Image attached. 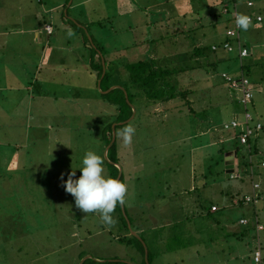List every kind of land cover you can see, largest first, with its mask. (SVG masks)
Returning <instances> with one entry per match:
<instances>
[{"label": "rangeland", "instance_id": "rangeland-1", "mask_svg": "<svg viewBox=\"0 0 264 264\" xmlns=\"http://www.w3.org/2000/svg\"><path fill=\"white\" fill-rule=\"evenodd\" d=\"M24 1L0 0V27L6 33L0 36V50L8 56L0 54V60L4 61L0 63V82L2 70H10L6 80L12 83L0 86V264H260L253 257L258 241L256 232L240 235L239 208L228 204L230 194L251 191L247 151L243 148L239 152L242 156L234 158L238 177L233 178L226 169L222 171L224 153L219 152L235 149L237 144L229 139L230 132H221L226 136L224 142L213 140L203 150L196 147L212 141V137L201 133L209 117L207 108L201 107L205 100L213 104L210 109L213 117L218 112L216 107L224 101L240 110L238 103L229 101L233 94L237 101L236 93L230 92L220 78L225 70L239 76L240 62L229 58L226 63L219 61L215 68L210 63L212 55L219 52H211L210 46L223 40L225 28L230 25L224 15L214 25L210 23L214 13H220V5L214 4V0H174L175 5H170L174 11L167 5L163 14L155 8L166 0H137V4L150 6L119 14L116 0H88L75 7H69L71 0L65 3L50 0L59 7L64 5L63 9L52 11L50 19L60 37L54 32L47 38L48 32L42 27L36 44L32 39L34 32L27 29L39 22L42 25L51 13L41 9H47L48 5L31 0L32 4H27L31 9L34 5L40 8V15L34 18L23 8ZM198 10L205 12L200 14L204 17L199 20L196 15L193 21L190 11ZM178 11L187 12V18L180 20L179 25L181 30L188 27L185 34L188 37L178 32L179 26L177 31L174 28ZM78 20L85 25H78ZM200 21L204 22L203 28L197 27ZM193 26L195 30L191 29ZM79 27L78 33L88 40L92 38L103 53L99 79L96 66L99 54L91 43L90 49L78 43L69 45ZM33 41L36 45L31 44ZM47 43V55L41 58L38 47ZM196 48H201L204 55L196 54ZM149 57L169 71L185 67L183 72L169 73L165 81L181 87L183 76L186 87L195 89L191 102L185 103L184 98L170 100L169 104L176 107L169 110L168 117L160 116V106L155 111L151 105L142 107L139 103L142 100H133L136 114L129 123L136 131L131 144L125 145L117 135L120 131L112 130L116 134L118 164L123 168L128 187L123 205L133 219L129 223L132 228L128 227L131 234L133 231L141 234L136 237L144 244L143 253L138 244L118 239L127 232L118 211L112 214L116 223L111 226L102 222L98 212L83 213L76 207L74 197L65 191L64 181L73 169L75 178L81 175L79 167L88 151L110 162L103 132L113 110L102 94L108 90L106 85L117 82L102 81L100 85L105 71L125 84L128 64ZM244 63L247 65L244 73L256 90L248 109L262 124L257 138V157L261 160L264 159V45L260 44L253 56L245 57ZM30 82L32 85L28 87ZM211 84L218 87L216 91ZM229 108L223 106L221 121H230ZM198 154L202 159L197 160ZM104 168L109 175V165L104 164ZM258 171L254 178L262 185L264 170ZM191 185L195 190L189 189ZM222 190L228 206L209 217L201 215V204L214 201L218 209L224 203L219 195ZM259 240L264 254V230L259 232ZM147 246L153 253L150 263Z\"/></svg>", "mask_w": 264, "mask_h": 264}, {"label": "trees", "instance_id": "trees-1", "mask_svg": "<svg viewBox=\"0 0 264 264\" xmlns=\"http://www.w3.org/2000/svg\"><path fill=\"white\" fill-rule=\"evenodd\" d=\"M232 3H233V1H230V0H220L219 5L221 7V9H220L221 11H220V13H215V17L211 20L210 23L212 25H214L216 22V17L218 20V18L221 17L222 15H224L227 18V20H232L231 16H230L231 15L230 11L227 12L226 14L223 12V8H224L225 4H227L229 6V10H230V9H232ZM166 7H167V5L163 3V4H160L158 6V8H155V10L159 11V13L166 14V11H165V10H167ZM170 9H171V12L174 11L173 8H170ZM175 9H176V7H175ZM249 10H253V9H249ZM241 13L242 14H252L253 17L255 15H257L256 12H253V11H248L245 13H243L241 11ZM200 14L203 15V14H205V12L199 11V10L198 11H190L189 16L191 15L194 17V19L192 18L193 21L196 19L195 17H197V16H198L197 17L198 19L199 18L203 19L204 16H202V18H201ZM184 18H187V12H181L180 15L174 16V19H176V23H174V28L176 29L179 26L178 32L180 31L181 33L184 34V37L185 36L188 37V35H185L186 32H188V27H186L185 29L183 28V30H181V26L179 25L180 20H182ZM188 19H189V17H188ZM189 20L192 22L191 19H189ZM253 22H260V21L254 20ZM151 23H154V22H151ZM152 25L153 24H151V26ZM200 26L203 28L204 22L202 23L200 21L199 25L197 27H200ZM150 28L151 27H149V29ZM227 28H228V26H226L225 30ZM77 29H80V27ZM191 29L195 30L196 28L193 26V28H191ZM240 30L241 29H239V31H238V36L235 38H230L225 33L224 34L225 37L221 43L213 44L217 48L212 49L213 45L210 46V48H211V52H216L217 50H223L227 54L234 53L236 51L237 57H234V58H236V60L238 62H240V67H241L240 75L236 76V77L244 76L249 80L247 73L246 74L244 73V58H242L240 60L239 55H238V50H237V45H240L242 48H246L248 50V48L242 43V40L240 38ZM176 31H177V29H176ZM83 40L84 41L86 40L85 43L87 45V49H90L89 44L91 43L92 49L96 50L97 53L99 54L98 55L99 56L98 61H97L98 64H96V66L98 67L97 79H99L101 76V70H102V66L100 64V61H101V58L104 57L103 53L101 51V48L98 46V44L93 39H90L91 40L90 41V40H88V38H84V34H83ZM225 42L231 43L234 47L233 50L228 51L227 49L223 48V44ZM202 51L203 50H201V48L195 49L196 54L201 53V55H204V53ZM100 55H101V57H100ZM190 67H192V66H190ZM109 68H112V67H109ZM214 68H215V66H214ZM113 69H114V67H113ZM184 70H185V67H178L177 69L176 68L173 70L170 69V71H169L167 69V67L159 66L156 63V60L154 58L149 57L145 60H138L136 62H132V63L128 64L129 75L127 76V82L125 84H124V81L121 82L120 79H118L119 77L112 76V74L110 72L108 73L107 70L105 71L101 81L99 82L100 85L102 84V81H103V83L117 82V84L111 83L109 85H106L105 89L108 88V90H106L107 91L106 93L102 94V97L105 100V102H107L112 107V110H113L112 118H111L110 122L108 123L106 130H104V132H103L105 151L109 146V148L107 149V156L106 157L110 162H106L104 160V164L109 165V170H110V173H108L109 176L117 178L119 175V169H120L121 174H120L119 179H121L122 181L125 182V178H124L125 174H124V172H122L123 168L120 167L121 165L118 164V154L116 151V149H117L116 134H114L115 138H114V141L112 143H111V140L113 138L112 130H113V132H114V129L121 131L124 127L130 125L129 120L131 117H132L131 119H134V116L136 114V107L133 104V100H139V101L142 100V102H139L142 107H146L148 105L149 106L151 105V107L154 108L155 111L157 109L156 107L160 106L162 108L160 116L162 117L163 115H165L168 117L169 116V113H168L169 110H172V108L176 107L175 104H171V103L169 104L170 100H173V99H180L181 100L182 98H184L183 100H185V103H186V101L191 102L189 97H192L191 96L192 90H190L188 87H186L187 84L183 82V76H182V86L181 87L176 88L172 85H169L168 82L165 81V77L169 73H173V72L179 73V72H183ZM223 72L228 73V71L225 70V71H222L220 74H222ZM220 77H222V76H220ZM112 78H114L113 81H111ZM116 85H119V86H116ZM127 85H128V87H127ZM110 86H112V87H110ZM113 86H115V87H113ZM226 86L228 87L227 83H226ZM137 87H139V88H137ZM249 87H250L251 91L253 92L250 81H249ZM251 99H253V97ZM239 102L240 101H236V103L241 105ZM250 102H252V101H250ZM248 107H249V105H248ZM248 107H247V110L250 111L248 109ZM210 113H211L210 109L209 110L207 109V115ZM252 117H253V120L255 121L256 118L253 114H252ZM230 122H231V120L229 122L222 123L221 131L224 133L230 132L231 134H230L229 139L231 138V139L235 140V143L237 144L235 146V149L233 150V154H234L233 158L239 159V157L242 156V154H240V153H241V151H243V148L245 149V151H247V154H248L247 159H248V157L249 158L256 157L257 160H255V158H254L253 160L247 162L248 167H250V165L253 167V168L251 167L252 173L254 176H256L259 172L258 171L259 168H262L264 170V167L261 166V162L264 161V159L259 160V157H257V154L259 153V149L257 147V145H258L257 144V138L259 137L260 130L257 132V134H253L251 136H248L247 142L242 144V143H240V138H239V135L241 133L240 129L237 127H231V126L225 127V125L230 124ZM113 123H115V124L112 128ZM220 133L221 132H218V134H220ZM218 138H219V136H218ZM225 138H226V136L225 137L222 136V139L225 140ZM224 140H221L220 142H222ZM222 157L224 158L225 156L223 155ZM200 159H202V158H200ZM201 165H199V166H201ZM232 169H233V171H235L234 167ZM222 171L225 172L224 168ZM201 172H203V171L201 170ZM232 172H226V173H228L230 175ZM249 172H250V168L248 170V173ZM262 185L264 186L263 183H262ZM249 192L251 193V191H249ZM249 192H246L245 194H241V195H239V194L238 195L237 194L231 195L230 194V199H229L230 201L228 202V204H230L231 206L236 205L239 208V215L237 216L238 220H240L242 217H245L249 220V222L246 225L241 224V234L240 235H246V234H249L250 231H254V229H255V223H254L255 216L259 217L260 220H264V217H262V214L264 213V205H263L264 196L259 201V204L253 203V202L247 203L244 200V197H245V195L249 194ZM234 200L236 201L235 204H233V202H232ZM214 203H215L214 201H209V203L201 204L200 214L209 217V216H211L212 212H217L221 208H222V210H224L223 208H225L224 207L225 205H222L218 209L212 211L211 207ZM226 206H228V205H226ZM122 207H123V209H122ZM115 211L119 212V219H120L121 223L123 224V226L127 229L126 234L122 235V237H119L118 239L121 241H126L129 244L131 242L138 244L142 248L143 253H144V251H145L144 250V244L140 241V239H138L136 237V235L131 234V231H130V228H132L130 225H131L133 219L130 218L126 214V211H125V208L123 205L122 206L117 205ZM224 216L225 215L221 216L220 224L222 223V218ZM182 217L183 216H181L180 218H182ZM217 219H218L217 217H213V221L218 222ZM128 222L130 223V225H129L130 228L128 227ZM234 222H235V220H234ZM175 225H178V224L176 223ZM165 227L166 226H163L162 228H165ZM220 228H221V226H220ZM177 229H179V228H177ZM221 229L224 230V227H222ZM137 235L140 236L141 234H137ZM262 249H263V247H262ZM152 257H153V253H151V250L148 247L147 248V260H148V262H149V260L152 259Z\"/></svg>", "mask_w": 264, "mask_h": 264}, {"label": "crops", "instance_id": "crops-1", "mask_svg": "<svg viewBox=\"0 0 264 264\" xmlns=\"http://www.w3.org/2000/svg\"><path fill=\"white\" fill-rule=\"evenodd\" d=\"M39 1V3H41V5H48V8H49V11H48V8L46 9V8H44V7H42L41 9H42V11H46V13H51V14H49V17H47L46 19H43L44 20V23L42 24V25H40V22L38 23V24H36V26L35 27H33V28H31V29H27V31H30V32H34V36L32 37V39L36 42V44H38L39 43V40H40V34H41V31H43L42 30V27H43V29L45 30V25L46 24H49V25H51L52 26V28H53V30H52V33L51 34H46L45 32V34L47 35V38L50 36V35H52L54 32H56L57 34H58V32L57 31H55V28H54V26L52 25V22H51V20L50 19H52V16L54 15V14H52V13H54V12H52V11H56V10H60V8H62L63 9V7H64V5L62 6V7H59L60 5L59 4H56V5H54V3L53 2H51L50 0H44V3L42 4V0H38ZM56 1H58V0H56ZM88 0H80V1H78L77 3H75L74 2V0H71L70 1V5H69V7L70 6H72V7H75L76 5H80V4H85L86 2H87ZM117 1V7H115L116 8V12L117 13H119V14H125V13H129V12H131V11H133V10H135V8L136 7H138V8H141V10H143V8L142 7H144L145 5H147L146 3L145 4H142V5H140V3L139 4H137V0H116ZM171 1V2H170ZM253 2H254V6L253 7H247L246 6V4H245V2H246V0H238V2H237V6H238V8H239V11L241 12H243V13H245V12H248V11H253V12H256V14H260L261 16H262V21H260V22H252L251 23V25H250V27H249V29L247 30V31H243V30H240V38H241V40H242V43L248 48V50H249V54L247 55V56H245V57H251V56H253V53L255 52V50L260 46V44H262V45H264V41H262V40H264V0H252ZM25 3H23L22 4V6H23V8L27 11V14H29L30 16L32 15L34 18H36L38 15H40V8H38L37 6H35L34 5V9L32 8L31 9V5H27V4H32V1L31 0H25L24 1ZM66 2V0H62V2L61 3H65ZM164 2V4H166V5H168L169 6V8H172V7H170V5H171V3H173L174 5H175V1L174 0H166V1H163ZM219 2H220V0H214V3L215 4H219ZM155 4H157V3H155ZM155 4H152V6H155ZM161 4V3H160ZM150 5H147V7H149ZM159 6V5H158ZM157 6V7H158ZM146 7V8H147ZM57 8V9H56ZM249 9H253V10H249ZM169 10H171V9H169ZM6 14L7 13H4V16H6ZM66 14H67V9H66ZM215 14V13H214ZM225 17V16H224ZM225 19V21L227 20V18L225 17L224 18ZM227 21H229V23H227V24H230L231 26H233V23H232V20H227ZM18 22V21H17ZM216 22H218V20H217V17H216ZM78 25H81V26H84L85 24L84 23H82V22H79V20L76 22ZM87 23H90V22H87ZM18 24H19V22H18ZM146 24V23H145ZM230 25H227L228 27H231ZM86 28V27H85ZM5 28L2 26V27H0V36L1 35H3V34H6L5 33ZM22 30V29H21ZM79 29H77L75 32H74V34L76 33V36H75V38H73L74 40H73V42L71 43V44H69V45H72V44H74V43H78L79 45L80 44H83V46H84V48L86 49L87 48V45H86V43H85V41L83 40V39H81V36L83 37V34L82 33H78L79 31H78ZM86 30H87V28H86ZM46 31V30H45ZM58 37H60L59 36V34H58ZM90 39H92V38H90ZM224 39V38H223ZM34 41L33 42H31V44H33V45H36L35 43H34ZM223 40H221V41H219V43H221ZM261 41V42H260ZM47 45H48V43L45 45V44H43V46L41 47V46H39L38 48H40V50L39 51H41V58H45L46 57V47H47ZM0 49H1V47H0ZM221 51V52H220ZM0 54L1 55H3V56H6V57H8L7 56V53L5 52V51H2V50H0ZM234 57H237V53H236V51L234 52V53H232V55H229V54H226L223 50H219V52L218 53H216V55H212V58H211V60H210V63L212 64V66L214 67V66H216L218 63H219V61H221V62H225L226 63V61L229 59V58H234ZM244 57V58H245ZM52 59V57L50 58V60ZM226 59V60H225ZM59 61H61V62H63V59H58ZM56 62V61H55ZM0 63H2V64H4V61H2V60H0ZM246 64L244 63V71L246 72ZM1 69H2V66L0 67ZM53 68V67H52ZM1 71V70H0ZM9 72H10V70H6V71H3L2 70V75H3V78H2V80H1V82H0V86H1V84H3L4 86H7V85H10V84H12L11 82H8V80H6L7 79V77L8 76H10L9 75ZM221 76V75H220ZM221 79H222V81H223V84L226 86V82L223 80V78L222 77H220ZM210 83H213V81H210ZM214 84V83H213ZM213 84H211V87H214V91H216V89L218 88L217 86H215V85H213ZM30 85H32V82H30L27 86L29 87ZM218 85V84H217ZM27 87V88H28ZM227 87V86H226ZM202 88V87H201ZM228 88V87H227ZM257 88H260V87H257ZM0 89H1V87H0ZM190 90H192V92L194 91V89L195 88H189ZM253 89V88H252ZM228 90L231 92V91H233L232 89H230V88H228ZM213 91V92H214ZM255 89H253V98H254V95H255ZM191 92V93H192ZM212 92V93H213ZM232 99H229V101H233V102H236V100H235V98H234V94L232 95ZM189 99H190V97H189ZM212 99L214 100V98H213V96H212ZM221 100V102H223V99H220ZM252 101V100H251ZM227 101H224L222 104H220L219 106H217L216 108L218 109L217 111V114H215V117H213V115H211V113L210 114H208L209 115V117H207V119H208V121H207V127L201 132V133H203V136H210V137H212V141L211 142H208V140L207 141H205V142H202V143H199V144H197V148H199L200 150H203L204 148H206L207 147V145H211V144H213L214 143V141L213 140H218V141H221V140H224V139H222V134L220 133V134H218V132H222L221 130H219L218 131V129H219V127H221L222 126V123H224V122H228L227 120L226 121H221V120H223V106H229L230 108H229V112L231 113V115H232V117H231V119L230 120H232V119H238V120H241L242 119V108L240 107V110H238L237 108H235V107H233V106H230L229 104H227L226 103ZM212 106H213V104H211L210 102H208V101H204L203 102V104L201 105V107H203V108H207L208 110L209 109H211L212 108ZM238 110V111H237ZM237 114H239L240 115V118L239 117H237ZM213 118V119H212ZM256 118V120H258V118H257V116L255 117ZM211 119V120H210ZM225 120V119H224ZM259 121V120H258ZM261 122V121H260ZM217 123H219L220 124V126L217 124ZM222 128V127H221ZM234 131V130H233ZM232 131V132H233ZM211 134V135H210ZM218 136H219V138H218ZM225 141V140H224ZM223 141V142H224ZM233 150L234 149H230V150H222V149H219V152H220V154L221 153H225V152H233ZM233 157H234V154H233ZM200 158H202L199 154L197 155V160H200ZM253 159H254V157H253ZM252 159V157L250 158V161L251 160H253ZM255 160H257L256 158H255ZM233 167H234V169L236 170V168H237V166H236V164L234 163V161H233ZM252 166L250 165V167L249 168H251ZM223 168H224V166H223ZM253 168V167H252ZM224 170H225V168H224ZM235 172V171H234ZM233 174V173H232ZM190 190H195V188H193V186L191 185L190 186V188H189ZM250 190H251V183H250ZM219 195H221V196H223V198H222V201L224 202L223 204L222 203H220V206H222V205H228L226 202H227V198H225V192H224V190H222V191H220V194ZM228 195V194H227ZM213 205H217V203H214ZM263 205H264V203H263ZM220 206H218V207H220ZM262 217H264V213L262 214ZM240 232H241V229H240ZM241 234V233H240Z\"/></svg>", "mask_w": 264, "mask_h": 264}, {"label": "clouds", "instance_id": "clouds-1", "mask_svg": "<svg viewBox=\"0 0 264 264\" xmlns=\"http://www.w3.org/2000/svg\"><path fill=\"white\" fill-rule=\"evenodd\" d=\"M236 24L241 30L247 31L251 25V20L247 15L239 14L236 17ZM135 131V128L129 125L124 127L117 135L125 145H128L132 143ZM79 169L81 175L78 178H75L76 171L73 169L68 175V179L64 181L65 191L74 197L76 207L83 213L98 212L103 223L110 226L115 224L116 221L112 214L117 205H124L128 192L127 184L119 178L107 175L103 157L94 151L86 152L82 159V166ZM253 178L252 181L257 180ZM261 186L264 189V186Z\"/></svg>", "mask_w": 264, "mask_h": 264}, {"label": "built area", "instance_id": "built-area-1", "mask_svg": "<svg viewBox=\"0 0 264 264\" xmlns=\"http://www.w3.org/2000/svg\"><path fill=\"white\" fill-rule=\"evenodd\" d=\"M230 1H233L232 9L229 10V6L225 4L223 8V12L226 14L227 12L230 11V14H231L230 16L232 19L233 26L228 27L225 30V33L230 38H235L238 36V31L240 29L236 24V17L237 15L242 14V13L239 11V8L237 6L238 0H230ZM245 4L249 8L254 6V2L252 0H246ZM245 15H247L250 18L251 23L254 20H257V21L262 20V16L260 14H257L254 17L252 16V14H245ZM45 29L48 33H51L53 28L51 25L47 24L45 25ZM215 48L217 47L213 45L212 49H215ZM223 48L227 49L228 51H231L233 50L234 47L231 43L225 42L223 44ZM237 50H238V55H239L240 60L249 54V51L246 48H242L240 45H237ZM221 76L224 79V81L227 83L228 87L236 92L237 101H240L239 103L241 104L240 106L242 107V119L241 120H238L236 118L232 119L230 124H226L225 127L231 126V127L239 128L241 131L239 135L240 143L244 144L247 142L248 136L257 134V132L261 130L262 128L261 122L258 120L254 121L252 117V113L247 110V107L251 101V98L253 97V92L251 91L249 87V80L244 76L236 77L226 72H223ZM261 166L264 167V161L261 162ZM249 174H250V177L253 178L254 175L252 173V168H250ZM231 177L237 178L238 175L235 174V172H233V174H231ZM251 188H252L251 194L245 195L244 200L247 203L249 202L257 203L261 198H263L264 189H262L260 182L257 180L252 181ZM216 209L217 207L215 205H212L211 210L214 211ZM248 222L249 220L245 217H242L239 220V223L243 225H246ZM254 223H255L254 231L256 232L258 241H257L256 247L254 248L253 257H254V261L260 264H264V255L262 251V245H261V241L259 240V232L264 230V220H260L259 217L255 216Z\"/></svg>", "mask_w": 264, "mask_h": 264}, {"label": "water", "instance_id": "water-1", "mask_svg": "<svg viewBox=\"0 0 264 264\" xmlns=\"http://www.w3.org/2000/svg\"><path fill=\"white\" fill-rule=\"evenodd\" d=\"M132 118V117H131ZM130 118V119H131ZM114 138H115V135H113V138H112V140H111V143L114 141ZM108 148H109V146H108ZM107 148V149H108ZM107 149H106V151H107ZM224 168L226 169V172H232L233 171V161H234V158H233V152H226L225 154H224ZM120 174H121V170L119 169V175H118V177L117 178H119L120 177ZM128 225H129V222H128ZM132 232V231H131ZM133 234L134 235H136L137 236V234L133 231Z\"/></svg>", "mask_w": 264, "mask_h": 264}]
</instances>
